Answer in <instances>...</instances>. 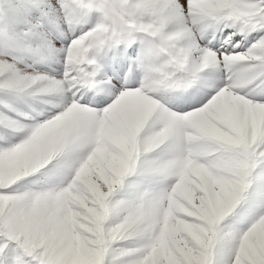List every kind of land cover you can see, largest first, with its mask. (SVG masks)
<instances>
[{
  "label": "snow or ice",
  "instance_id": "snow-or-ice-1",
  "mask_svg": "<svg viewBox=\"0 0 264 264\" xmlns=\"http://www.w3.org/2000/svg\"><path fill=\"white\" fill-rule=\"evenodd\" d=\"M0 264H264V0H0Z\"/></svg>",
  "mask_w": 264,
  "mask_h": 264
}]
</instances>
